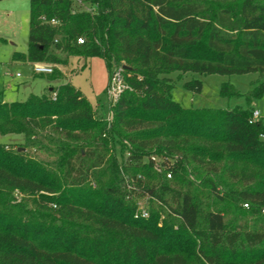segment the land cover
Returning <instances> with one entry per match:
<instances>
[{"label": "trees", "instance_id": "trees-1", "mask_svg": "<svg viewBox=\"0 0 264 264\" xmlns=\"http://www.w3.org/2000/svg\"><path fill=\"white\" fill-rule=\"evenodd\" d=\"M140 1L146 17L128 19L127 0H93L95 14L29 0L27 51L14 60L99 56L109 74L126 67L127 89L110 122L69 83L54 99L0 100V134L21 136L16 149L0 143V264H264V123L251 108L264 97V0ZM172 73L259 78L245 109H186ZM219 94L239 96L227 83ZM145 196L148 217L134 218Z\"/></svg>", "mask_w": 264, "mask_h": 264}, {"label": "rangeland", "instance_id": "rangeland-1", "mask_svg": "<svg viewBox=\"0 0 264 264\" xmlns=\"http://www.w3.org/2000/svg\"><path fill=\"white\" fill-rule=\"evenodd\" d=\"M130 2V0L121 2V5L127 4L129 7L128 19L131 15L146 17L147 6L140 0H135L134 5ZM29 8V0H0V100L4 103H20L25 102L30 95L44 94L51 97L50 89H57L69 83L89 102L96 112L97 119L110 122L112 115L106 97L109 73L102 57L67 58L65 64L49 63L54 67L53 73H60L61 78L56 80L49 79L47 75H35L31 64L22 58L13 59V55L19 54L23 57L27 51ZM57 55L65 59V55L59 52ZM16 74H19V77H16ZM168 77L174 85L171 92L172 100L183 108L220 110L245 109L246 94L253 90L254 82L259 78L255 73L229 76L172 73ZM193 79L202 83V91L199 94H193L183 88L185 82ZM224 83L232 86L239 96L230 98L221 96L219 89ZM251 108L259 113L264 123V97L252 100ZM20 138L18 135L0 134V143L9 149H16ZM109 148L110 154H114L118 161H122L119 144L110 141ZM222 206L223 204L214 202L216 209ZM226 218L228 223L230 215ZM261 252L264 253V249H261Z\"/></svg>", "mask_w": 264, "mask_h": 264}, {"label": "built area", "instance_id": "built-area-1", "mask_svg": "<svg viewBox=\"0 0 264 264\" xmlns=\"http://www.w3.org/2000/svg\"><path fill=\"white\" fill-rule=\"evenodd\" d=\"M93 0H71L72 6H71V13H80L85 12L89 14H95L96 13V3L92 2ZM41 22L45 25H49L55 28H58L61 23L56 19H46L44 17H41ZM59 38H54V44L58 43ZM76 42L78 45H82L85 42V39L83 37H78L76 39ZM32 71L35 75H51L54 72V67L47 63H33L31 64ZM123 70L124 66L119 65L113 68L109 74V83L106 89V97L108 104L110 105V108L115 105V103L118 101L120 95L124 92V90L127 89V86L124 82L123 78ZM16 77H19V74H16ZM52 99L55 98V93L51 96ZM109 108V110H110ZM109 116V115H108ZM111 116V115H110ZM111 118V117H110ZM260 115L257 111H253L252 113V120H258L260 119ZM260 139L264 141V134L260 136ZM152 160L156 163L158 160L154 157H152ZM154 169L157 172H161V169L159 167V164H154ZM166 177L170 178V172H166ZM125 178V186L126 189L129 191H133L135 194H140L141 189L136 187L131 180L128 178ZM140 179V177H138ZM147 197L145 196L143 199H139L137 203V209L134 214V218H147L148 217V211L145 204ZM244 208H247V205H243Z\"/></svg>", "mask_w": 264, "mask_h": 264}, {"label": "water", "instance_id": "water-1", "mask_svg": "<svg viewBox=\"0 0 264 264\" xmlns=\"http://www.w3.org/2000/svg\"><path fill=\"white\" fill-rule=\"evenodd\" d=\"M125 68H126V67H124V69H125ZM19 150H20V151H22L23 149H22V148H20Z\"/></svg>", "mask_w": 264, "mask_h": 264}, {"label": "crops", "instance_id": "crops-1", "mask_svg": "<svg viewBox=\"0 0 264 264\" xmlns=\"http://www.w3.org/2000/svg\"><path fill=\"white\" fill-rule=\"evenodd\" d=\"M51 90V89H50Z\"/></svg>", "mask_w": 264, "mask_h": 264}]
</instances>
